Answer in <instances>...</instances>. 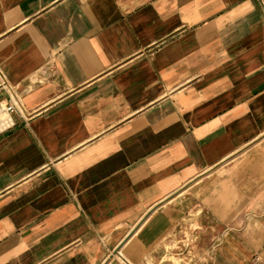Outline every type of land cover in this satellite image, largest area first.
I'll return each instance as SVG.
<instances>
[{
  "label": "crops",
  "instance_id": "0c3cea01",
  "mask_svg": "<svg viewBox=\"0 0 264 264\" xmlns=\"http://www.w3.org/2000/svg\"><path fill=\"white\" fill-rule=\"evenodd\" d=\"M11 99L0 264H264V0H0Z\"/></svg>",
  "mask_w": 264,
  "mask_h": 264
},
{
  "label": "built area",
  "instance_id": "2783aa9c",
  "mask_svg": "<svg viewBox=\"0 0 264 264\" xmlns=\"http://www.w3.org/2000/svg\"><path fill=\"white\" fill-rule=\"evenodd\" d=\"M16 109H17V105L14 99H11L9 102L5 104L0 103V130L1 131L11 127L14 124L11 114Z\"/></svg>",
  "mask_w": 264,
  "mask_h": 264
},
{
  "label": "rangeland",
  "instance_id": "374dc122",
  "mask_svg": "<svg viewBox=\"0 0 264 264\" xmlns=\"http://www.w3.org/2000/svg\"><path fill=\"white\" fill-rule=\"evenodd\" d=\"M249 147V146H248ZM247 147V148H248ZM258 148H264V143H263V146H260V147H258ZM231 161H230V163L231 164H234V163H237V164H241V163H248V161H245V160H243V157L240 155V153H238V154H235L234 156H231ZM211 193V192H210ZM197 207V209H198V207L200 208L201 206H196ZM194 211H196V208H195V210Z\"/></svg>",
  "mask_w": 264,
  "mask_h": 264
}]
</instances>
